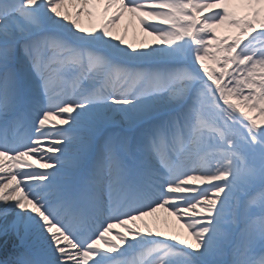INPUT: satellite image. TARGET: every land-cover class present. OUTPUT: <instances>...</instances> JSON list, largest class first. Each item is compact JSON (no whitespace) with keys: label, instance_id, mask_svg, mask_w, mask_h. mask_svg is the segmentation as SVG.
Returning <instances> with one entry per match:
<instances>
[{"label":"snow or ice","instance_id":"6c2138e0","mask_svg":"<svg viewBox=\"0 0 264 264\" xmlns=\"http://www.w3.org/2000/svg\"><path fill=\"white\" fill-rule=\"evenodd\" d=\"M0 264H264V0H0Z\"/></svg>","mask_w":264,"mask_h":264},{"label":"bare ground","instance_id":"6f19581e","mask_svg":"<svg viewBox=\"0 0 264 264\" xmlns=\"http://www.w3.org/2000/svg\"><path fill=\"white\" fill-rule=\"evenodd\" d=\"M127 19H129V16L126 14L125 19L123 20V22L127 21ZM85 21H88L87 17L84 18L83 22H85ZM121 28H122L121 26L118 28L119 32H120ZM158 215H159V220L156 222V224H154V230H155L156 226H159V228L162 231H166L167 232L171 228V229H173L175 231H178V232L183 234V229H181L179 227V225L176 224L175 217H170V216L167 215V213H163V212L159 213ZM146 219L149 221V223H153V219L151 217H148Z\"/></svg>","mask_w":264,"mask_h":264},{"label":"rangeland","instance_id":"374dc122","mask_svg":"<svg viewBox=\"0 0 264 264\" xmlns=\"http://www.w3.org/2000/svg\"><path fill=\"white\" fill-rule=\"evenodd\" d=\"M129 19H127V21H125V22L121 21L120 26L122 28L120 30V34H122V35L125 34L123 32V28L129 22ZM84 24H85V26H88L89 21H85ZM221 32H223V29H221ZM126 38L129 42H133V43L138 42L140 39H143V38H146L148 40L152 39L151 37H146L144 34L140 33L138 25H136L134 22L128 27V31L126 33Z\"/></svg>","mask_w":264,"mask_h":264}]
</instances>
